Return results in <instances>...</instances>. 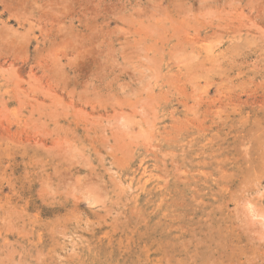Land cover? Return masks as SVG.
Segmentation results:
<instances>
[{
    "label": "rangeland",
    "instance_id": "rangeland-1",
    "mask_svg": "<svg viewBox=\"0 0 264 264\" xmlns=\"http://www.w3.org/2000/svg\"><path fill=\"white\" fill-rule=\"evenodd\" d=\"M0 264H264V0H0Z\"/></svg>",
    "mask_w": 264,
    "mask_h": 264
},
{
    "label": "bare ground",
    "instance_id": "bare-ground-1",
    "mask_svg": "<svg viewBox=\"0 0 264 264\" xmlns=\"http://www.w3.org/2000/svg\"><path fill=\"white\" fill-rule=\"evenodd\" d=\"M20 35V34H19Z\"/></svg>",
    "mask_w": 264,
    "mask_h": 264
}]
</instances>
